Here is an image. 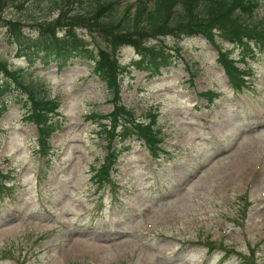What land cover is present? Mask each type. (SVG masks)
<instances>
[{
	"label": "rangeland",
	"instance_id": "rangeland-1",
	"mask_svg": "<svg viewBox=\"0 0 264 264\" xmlns=\"http://www.w3.org/2000/svg\"><path fill=\"white\" fill-rule=\"evenodd\" d=\"M13 1L0 13V84H11L0 121V264H240L241 256L264 264V52L245 60L246 84L237 91L203 35L153 41L173 62L149 79L133 64L134 48L115 51L109 39L72 27L94 55L107 49L117 61L123 104L140 120L158 116L169 153L156 161L131 140L119 184L98 190L91 166L108 150L87 117L110 113V94L88 60L60 71L19 57L8 25L22 22L18 34L33 42L38 22L55 21L60 11L47 0ZM80 1L70 0L71 14L97 0ZM135 1H120L118 10ZM259 5L254 22L264 21V0ZM10 71L36 97L60 104L50 161L36 152L38 130L23 106L29 95ZM207 91L217 95L212 104L200 96Z\"/></svg>",
	"mask_w": 264,
	"mask_h": 264
},
{
	"label": "trees",
	"instance_id": "trees-1",
	"mask_svg": "<svg viewBox=\"0 0 264 264\" xmlns=\"http://www.w3.org/2000/svg\"><path fill=\"white\" fill-rule=\"evenodd\" d=\"M10 1L0 0V13ZM47 1L58 6L61 13L54 23H47L46 28L39 27V40L33 44L23 43L25 38L21 34L13 31L11 35L18 44L19 56L25 57L32 64L38 62L46 68L55 64L59 70H63L76 59L93 62L96 75L108 89L114 106L110 114L94 113L89 117L96 123V134L106 142L108 149L103 163L99 167H91L92 181L99 188L116 186L117 182L113 179L117 173L116 165L122 154L129 150V146L124 145L131 139L142 141L155 160L169 153L163 148V130L159 127L157 115L151 112L150 120L144 122L138 119L133 109L123 105V81L120 79L117 61L110 59L107 49H100L99 55H94L81 40L73 36L72 27L81 26L91 34L98 32L109 39L110 48L115 51L123 46H134L141 56L134 62V66L147 73L149 78L160 76L162 69L169 67L173 61L162 44L148 46V40L161 41L166 36L179 38L203 35L218 51L217 60L237 91H241L246 84L245 59L264 50V21H253L260 0H153L152 7L148 0H137L121 11L116 8V1L99 0L95 4L82 5L72 15L69 13V0ZM60 28H67L63 38L56 36ZM217 35L240 50L239 59L233 58L230 52L219 46ZM8 75L19 84V88L29 93V100L23 105L27 108L25 116L37 126L39 154L50 161V139L55 131L52 117L60 104L53 99L36 97L30 86L23 84L15 72H8ZM191 76L194 78L195 74L191 73ZM10 90L8 85H0V120L8 110V102L3 99L9 95ZM211 92L200 95L206 97L209 104L217 96ZM3 178L0 168V192L5 188ZM242 260L241 264H250L248 258L242 257Z\"/></svg>",
	"mask_w": 264,
	"mask_h": 264
}]
</instances>
